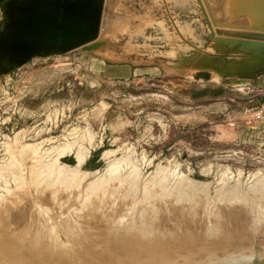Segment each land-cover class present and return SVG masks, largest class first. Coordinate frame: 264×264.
<instances>
[{"label": "rangeland", "instance_id": "374dc122", "mask_svg": "<svg viewBox=\"0 0 264 264\" xmlns=\"http://www.w3.org/2000/svg\"><path fill=\"white\" fill-rule=\"evenodd\" d=\"M217 30L264 33V0H104L92 50L0 62V234L49 239L43 264L71 256L66 235L71 264H264V95L244 86L264 41ZM137 231L169 258L127 248Z\"/></svg>", "mask_w": 264, "mask_h": 264}, {"label": "water", "instance_id": "95a60500", "mask_svg": "<svg viewBox=\"0 0 264 264\" xmlns=\"http://www.w3.org/2000/svg\"><path fill=\"white\" fill-rule=\"evenodd\" d=\"M104 0H12L0 31V62L23 64L34 53L92 50L100 44ZM224 35L264 41L256 31L217 30Z\"/></svg>", "mask_w": 264, "mask_h": 264}, {"label": "bare ground", "instance_id": "6f19581e", "mask_svg": "<svg viewBox=\"0 0 264 264\" xmlns=\"http://www.w3.org/2000/svg\"><path fill=\"white\" fill-rule=\"evenodd\" d=\"M243 2H245V3H247L248 5H250V4H254V3H258V2H261V0H242ZM232 2V5L234 4V3H237V0H230V3ZM97 41V40H96ZM163 174H161V176H162ZM162 181H164V180H162ZM163 190V189H162ZM152 192V191H151ZM143 193V195L144 194H147L146 193V191H145V193L144 192H142ZM151 194V193H150ZM152 195V194H151ZM233 196V194H231L230 193V196ZM235 195V194H234ZM194 197V196H193ZM237 197H236V195L234 196V199L235 200H238V199H236ZM105 199V198H104ZM151 199V198H150ZM174 200V199H173ZM233 200V199H232ZM255 200V199H254ZM158 203V202H157ZM166 203V202H165ZM164 203V204H165ZM161 204H162V202H161ZM174 204V203H173ZM151 205V204H150ZM169 205V204H168ZM157 206V205H156ZM159 206V205H158ZM157 206V207H158ZM161 206H163V204L161 205ZM165 206V205H164ZM163 206V207H164ZM186 206V205H185ZM238 206V205H237ZM241 206V205H240ZM173 207V206H172ZM100 208V207H99ZM102 208V207H101ZM149 208V207H148ZM153 208V207H152ZM244 208V207H243ZM147 209V208H146ZM162 209H164V208H162ZM174 209V208H173ZM233 210V209H232ZM262 210H264V209H262ZM106 211V210H105ZM111 211V210H110ZM138 211V210H137ZM161 211V210H160ZM163 211V210H162ZM190 211V210H189ZM122 212H123V210H122ZM125 212V211H124ZM123 212V213H124ZM143 212V211H142ZM246 212V211H245ZM261 212V211H260ZM130 213V212H129ZM128 213V214H129ZM132 213V212H131ZM169 213H171V212H169ZM234 213V212H233ZM241 213V212H240ZM252 213V212H251ZM255 213V212H254ZM262 213V212H261ZM127 214V215H128ZM133 214H134V212H133ZM133 214L131 215V216H133ZM195 214V213H194ZM77 215V214H76ZM118 215V214H117ZM123 215V214H122ZM124 215H126V214H124ZM138 215V214H137ZM173 215V214H172ZM180 215V214H179ZM216 215V214H215ZM235 215H237V213L235 214ZM240 215V214H239ZM247 215V214H246ZM245 215V216H246ZM254 215V214H253ZM261 216H263L262 214H260ZM120 216V215H119ZM187 216V215H186ZM234 216V215H233ZM259 216V215H258ZM73 217V216H72ZM71 217V218H72ZM127 217V216H126ZM135 217V216H134ZM133 217V218H134ZM204 217V216H203ZM228 217V216H227ZM234 217H236V216H234ZM252 217V216H251ZM260 217V216H259ZM77 218V217H76ZM137 218V217H136ZM166 218V217H165ZM174 218V217H173ZM187 218V217H186ZM185 218V219H186ZM239 217H237L236 218V220H241V219H238ZM246 218V217H245ZM249 218V217H248ZM44 219V218H43ZM117 219H119V217L117 216ZM122 218H120V220H121ZM123 219H124V217H123ZM128 219V218H127ZM131 219V218H130ZM161 219V218H160ZM188 219V218H187ZM211 219V218H210ZM226 219V218H225ZM231 219V218H230ZM243 219H244V215H243ZM263 219V218H262ZM261 219V220H262ZM88 220V219H87ZM159 220V219H158ZM190 220V219H189ZM228 221H229V219H227ZM227 220H225V223L224 224H226L227 226L228 225H230L231 226V224H229L228 223V221ZM256 220V219H255ZM113 221V220H112ZM121 221H123V220H121ZM120 221V222H121ZM130 221H132V220H130ZM139 221V220H138ZM138 221H135L134 219H133V223H131V225H128L127 227H128V230H130L129 228L130 227H132L133 228V225H137V224H139L140 222H138ZM226 221H227V223H226ZM235 221V220H234ZM245 221V220H244ZM243 221V222H244ZM43 222V221H42ZM119 222V221H118ZM118 222H116V223H118ZM157 222V221H156ZM179 222V221H178ZM230 222H233V221H231L230 220ZM237 222V221H236ZM239 222H241V221H239ZM136 223V224H135ZM186 223V222H185ZM193 223V222H192ZM200 223V222H199ZM198 223V224H199ZM107 224H110V222L109 223H107ZM163 224V223H162ZM176 224V223H175ZM193 224H195V223H193ZM197 224V223H196ZM235 224V223H234ZM236 224H238V223H236ZM235 224V225H236ZM241 224V223H240ZM243 224V223H242ZM241 224V225H242ZM28 225V224H27ZM27 225H26V227H27ZM113 225H114V223H113ZM122 225V224H121ZM120 225V226H121ZM168 225V224H167ZM205 225V224H204ZM216 225V224H215ZM232 225H233V223H232ZM234 225V226H235ZM239 225V224H238ZM261 225H262V223H261ZM105 226V225H104ZM119 226V227H120ZM157 226V225H156ZM159 226H161V224L159 225ZM198 226V225H197ZM201 226H202V224H201ZM220 226V225H219ZM245 226V225H244ZM256 226H257V223H256ZM25 227V228H26ZM50 227V226H49ZM118 227V226H117ZM117 227H115V229L117 228ZM138 227H140V226H138ZM153 227V226H152ZM168 228H169V226H167ZM206 227V226H205ZM229 227V226H228ZM103 228V227H102ZM105 228V227H104ZM108 228H110V226L108 227ZM113 229H114V227H112ZM123 228V227H122ZM136 228V227H135ZM199 228V227H198ZM215 228V227H214ZM24 229V228H23ZM58 229V228H57ZM107 229V228H106ZM118 229H120V228H118ZM197 229V228H196ZM22 230V229H21ZM24 230H26V229H24ZM44 230V229H43ZM60 230V229H59ZM84 231V230H83ZM118 231V230H117ZM136 231V230H135ZM134 231V232H135ZM145 231H148V230H145ZM224 231V230H223ZM243 231V230H242ZM24 231H21V232H17V233H14V232H12V233H14V234H12L11 235V233L9 234H0V249L1 250H3V252H1L0 253V264H11V263H13V264H24L23 262H19L20 260H18V259H16L15 260V258L14 257H16L17 255H18V257L17 258H19L20 256L22 257V256H27L28 258H26L25 257V259H27V261L29 260L30 262H31V260L32 261H34V259L36 258V257H38L37 256V251H40L41 249L40 248H42V251H43V254H44V252L46 253L47 252V250L49 251V248H50V246H51V244L52 243H50V241H49V239H45L44 238V236H42L41 235V237H39V238H37L36 236H34V235H31L30 233L29 234H25V232H24V234H22ZM37 232H38V229H37ZM59 232V231H58ZM168 232V231H167ZM262 232V231H261ZM4 233V232H3ZM6 233V232H5ZM27 233V232H26ZM43 233V232H42ZM147 233V232H146ZM146 233H144V234H146ZM149 233H150V231H149ZM148 233V234H149ZM171 233V232H170ZM226 233V232H225ZM57 234V233H56ZM63 234V233H62ZM61 234V235H62ZM65 234V233H64ZM108 234V233H107ZM139 234H141V233H139ZM147 234V235H148ZM228 234V233H227ZM226 234V235H227ZM240 234V233H239ZM239 234H237V235H239ZM243 234V235H242ZM187 235V234H186ZM231 235V234H230ZM244 237V236H246V235H244V232L243 233H241L237 238H243L242 236ZM248 235V234H247ZM45 236H47V235H45ZM52 236V235H51ZM55 236V235H54ZM65 236V235H64ZM63 236V237H64ZM67 236V239L66 238H63V240L64 241H59V242H57L56 241V243L55 244H58L57 245V247H60L59 245L61 244V243H66V245L67 246H70L69 248L71 249V256H72V254H79L80 252H79V250H77V249H75V247H74V249L72 248V245H75L72 241L73 240H71L70 238H69V236L68 235H66ZM142 238H144V236H143V233H142ZM207 236V235H206ZM225 236V235H224ZM234 236V235H233ZM103 237H105V236H103ZM110 237V236H109ZM138 237H139V235H138V231H137V234H132V235H130V237H128V238H126L125 240H124V244L126 245L127 244V248H130V249H132V248H135V249H137L136 247L137 246H140L141 244L143 245L144 244V247L143 248H145V247H150V248H147L146 249V251H147V255H149V257L152 259V261H155L157 258H159L160 257V260L162 259V257L164 256V255H166L167 257H165V258H169V254L170 253H172V252H169L167 249V251H161V252H159V250H157V252H153V250L155 249V247H163V245H158V243H156V242H152V241H149V240H141V238H140V240L138 239ZM188 237V236H187ZM190 237V236H189ZM192 237H194V236H192ZM51 238V237H50ZM106 238H107V236H106ZM184 238H185V236H184ZM215 238H217V240H216V243L217 244H221V243H219V241H218V237H215ZM57 239V238H56ZM104 239V238H103ZM110 239V238H109ZM186 239V238H185ZM190 239H191V237H190ZM206 239V238H205ZM244 239H247V238H245L244 237ZM50 240H52V238L50 239ZM191 240H193V238L191 239ZM214 240V239H213ZM239 240V239H238ZM184 239H183V237H179L178 238V242L180 243V244H183L184 243ZM246 241V240H245ZM244 241V242H245ZM55 242V241H54ZM108 242V241H107ZM192 242H194V240L192 241ZM202 242V241H201ZM214 242V241H213ZM231 242V241H230ZM239 242H241V241H239ZM247 242H249V241H247ZM149 243V245L147 246L146 244H148ZM187 243V242H186ZM188 243H189V240H188ZM187 243V244H188ZM243 243V242H242ZM54 244V243H53ZM55 244H54V247H56L55 246ZM112 244H114L113 242H112ZM123 244V245H124ZM139 244V245H138ZM193 244H196L195 242L193 243ZM199 244H201V243H198V245ZM205 244V243H204ZM241 244V243H240ZM246 244V243H245ZM249 244V243H248ZM117 245V244H116ZM146 245V246H145ZM184 245H185V243H184ZM197 245V244H196ZM198 245H197V247H198ZM223 247H229L230 245H229V242H226V243H224V244H221ZM232 245V244H231ZM243 245H244V243H243ZM114 246H115V244H114ZM182 246V245H181ZM186 246V245H185ZM204 246V245H203ZM203 246L201 247V245H200V248H203ZM234 247H235V245H233ZM242 246V245H241ZM245 246H247V245H245ZM251 246V245H250ZM121 247H123L122 245H120V250H122L121 249ZM141 247V246H140ZM195 247V246H194ZM231 247V246H230ZM52 248V247H51ZM117 248V247H116ZM124 248V247H123ZM172 248V247H171ZM187 248V247H186ZM192 248H193V246H192ZM191 248V249H192ZM212 248H214V247H212ZM238 248V247H237ZM240 248H242V247H240ZM246 248V247H245ZM244 248V249H245ZM124 249H126V248H124ZM138 249H140V248H138ZM160 249V248H159ZM164 249V248H163ZM162 248H161V250H163ZM188 249V248H187ZM190 249V248H189ZM197 249V248H196ZM207 249V248H206ZM209 249V248H208ZM54 250V249H53ZM117 250H119V249H115V251H116V254H118L117 252H119V251H117ZM141 250V249H140ZM143 250V249H142ZM169 250H170V248H169ZM193 250V249H192ZM198 250H199V247H198ZM204 250V249H203ZM215 250V249H214ZM214 250H213V252H214ZM243 250V249H242ZM255 250V249H254ZM18 251V252H17ZM41 251V252H42ZM127 251V250H126ZM134 251V250H133ZM139 251V250H138ZM185 251V250H184ZM197 250H195L194 252H196ZM201 251V250H200ZM211 251V250H210ZM240 251V250H239ZM67 252V253H66ZM64 254L66 255H68L69 253H68V251H66ZM122 252V251H121ZM125 252V251H124ZM190 252V251H189ZM188 252V253H189ZM199 252V251H198ZM212 252V253H213ZM217 252V251H216ZM247 252V251H246ZM246 252H244V253H246ZM249 252V251H248ZM247 252V253H248ZM251 252V251H250ZM254 252V251H253ZM9 253H11V255L9 254ZM31 253H32V255H31ZM36 253V254H35ZM114 253V252H113ZM120 253V252H119ZM130 253V252H129ZM128 253V254H129ZM191 253V252H190ZM193 253V252H192ZM209 253V252H208ZM233 253H234V251H233ZM235 253H238V252H235ZM15 254V255H14ZM28 254H30L31 256H28ZM33 254H35V255H33ZM55 254V253H54ZM220 254H222V253H220ZM253 254V253H252ZM251 254V255H252ZM255 254V253H254ZM57 255H58V253H57ZM63 255V254H62ZM119 255V254H118ZM118 255H114V256H116V258L118 259V264H135V263H124V261H122L120 258H118L119 256ZM131 256H130V258H128L129 260H127V261H130V260H132V259H134V253L133 252H131V254H130ZM189 255V254H188ZM196 255V254H195ZM198 255H199V253H198ZM211 255V254H210ZM213 255V254H212ZM228 255V254H227ZM238 255V254H237ZM264 255V254H263ZM10 256V257H9ZM32 256H34L35 258H33ZM69 256V255H68ZM64 257V255L62 256V258L63 259H61V263H59V262H57V263H54V264H71V263H74V259H75V261L76 262H83L81 259V257H80V255H77V257H75V258H73V257H71V256H69V257ZM113 256V257H114ZM201 256V255H200ZM216 256V255H215ZM219 256H222V255H219ZM246 256V255H245ZM248 256V255H247ZM250 256V255H249ZM23 257V258H24ZM29 257H31V259H29ZM61 257V256H60ZM202 257H203V255H202ZM211 257V256H210ZM264 257V256H263ZM14 259L13 261L11 260V259ZM40 258H41V260H40ZM42 258H43V256H41V257H38V261H39V263L42 261ZM115 258V257H114ZM114 258H113V261H114ZM115 258V259H116ZM209 258V257H208ZM230 258V260H228L227 261V259H229ZM232 258V259H231ZM260 258V257H259ZM37 259V258H36ZM84 259H85V257H84ZM184 259V258H183ZM210 259V258H209ZM213 259V258H212ZM223 259V258H222ZM59 260V259H58ZM62 260H63V263H62ZM262 260V259H261ZM10 261H12V262H10ZM29 261H28V263H29ZM73 261V262H72ZM113 261H112V263H113ZM256 261V260H255ZM36 262V261H35ZM35 262H33V264L35 263ZM43 262V261H42ZM41 262V264H43ZM65 262H68V263H65ZM107 262V261H106ZM115 262V261H114ZM121 262V263H120ZM123 262V263H122ZM199 262V261H198ZM212 262V261H211ZM219 263H224V264H245V263H249L250 261H248V260H245V258H243V256H242V258H240V259H235V256H228L227 258H226V260H223V261H218ZM217 262V263H218ZM27 263V264H28ZM38 263V262H37ZM195 263V262H194ZM251 263V262H250ZM45 264H52V263H45ZM78 264H81V263H78ZM86 264V263H85ZM89 264V263H88ZM148 264V263H147Z\"/></svg>", "mask_w": 264, "mask_h": 264}, {"label": "crops", "instance_id": "0c3cea01", "mask_svg": "<svg viewBox=\"0 0 264 264\" xmlns=\"http://www.w3.org/2000/svg\"><path fill=\"white\" fill-rule=\"evenodd\" d=\"M245 85L247 86L246 90H249V92H251L252 97H262L264 95V72H262V74L260 75L255 76L254 78L249 79L248 83L244 84V86ZM258 110L259 111L257 113H260L264 119V105Z\"/></svg>", "mask_w": 264, "mask_h": 264}]
</instances>
